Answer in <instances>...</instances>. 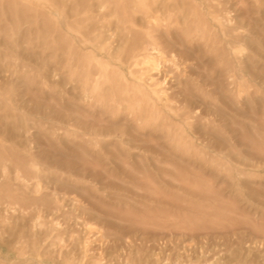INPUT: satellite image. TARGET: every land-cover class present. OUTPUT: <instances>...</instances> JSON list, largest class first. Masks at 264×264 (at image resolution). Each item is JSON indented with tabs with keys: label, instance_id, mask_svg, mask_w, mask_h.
<instances>
[{
	"label": "rangeland",
	"instance_id": "obj_1",
	"mask_svg": "<svg viewBox=\"0 0 264 264\" xmlns=\"http://www.w3.org/2000/svg\"><path fill=\"white\" fill-rule=\"evenodd\" d=\"M0 264H264V0H0Z\"/></svg>",
	"mask_w": 264,
	"mask_h": 264
}]
</instances>
